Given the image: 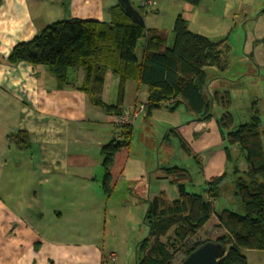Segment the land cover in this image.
<instances>
[{
	"label": "crops",
	"instance_id": "0c3cea01",
	"mask_svg": "<svg viewBox=\"0 0 264 264\" xmlns=\"http://www.w3.org/2000/svg\"><path fill=\"white\" fill-rule=\"evenodd\" d=\"M129 2L136 9L142 5V0ZM147 2L144 11L154 5L156 16L170 6H180L178 0ZM253 3L236 0V8L233 5L226 8L234 9L232 18L240 16L241 22L253 11L250 10ZM114 4L117 0H0V264L109 262V255L115 253L105 252L101 242L115 180L136 172L133 180L139 177L145 183L144 189L150 191L151 175L163 177L157 167L155 172L150 166L147 170L144 158L131 157L128 152L134 124L142 119L156 121L161 113L169 111L166 107L147 110L148 87L145 84L135 80L125 83L122 110L131 112L141 105L143 108L130 125L129 145L114 155L110 166L112 189L106 195L101 187L100 147L115 136V116L91 105L85 94L74 87L58 88L54 75L46 66L25 61L14 65L6 62L16 43L30 40L50 23L72 18L108 20L109 8ZM260 5H256L257 10ZM170 14L173 24L180 13ZM147 27L160 29L159 25ZM261 39L264 35L249 44L248 54L244 52L246 42L242 49V62L247 64L248 70L254 65L257 73L264 70V46L259 48ZM221 40L224 52L229 51L225 38L216 41ZM142 43V39L138 40L137 58L141 57ZM223 59L222 69L227 62L226 57ZM72 76L79 84L82 73L75 72ZM117 86L118 78L106 72L102 98L108 104L115 103ZM210 119L206 122L191 119V133L195 135L207 129ZM16 132L26 134L25 147L20 141L13 144L8 140L7 136ZM215 133L217 140H221L219 131L215 129ZM262 146L264 148L263 138ZM200 150L197 148L196 152L199 154ZM225 165L224 150L209 156L206 180L224 173ZM161 191V187H154L151 196Z\"/></svg>",
	"mask_w": 264,
	"mask_h": 264
},
{
	"label": "trees",
	"instance_id": "16d2710c",
	"mask_svg": "<svg viewBox=\"0 0 264 264\" xmlns=\"http://www.w3.org/2000/svg\"><path fill=\"white\" fill-rule=\"evenodd\" d=\"M197 5L199 0H183ZM145 15L144 6L138 8ZM108 20H57L39 31L28 41L16 43L6 57L8 64L20 61L32 65L46 66L54 75L57 87H74L83 92L88 102L105 113L120 115L123 105L125 83L135 80L148 87L146 107L148 111L166 107L169 111L183 106L185 111L197 116L195 120H206L212 116V107L223 109L216 120L221 140L224 142L226 161L231 162L230 146H237L245 162V169L233 178L235 194L239 197L244 213L227 209L215 210L214 199L219 196V186L226 178V172L206 181V196L187 192L185 184L192 180L189 171L179 166L164 168L171 176L170 182L178 190V197L165 198L164 191L147 199L143 222L147 236L141 239L135 249L134 264H172L174 253H183L179 264L199 245L210 240H194L198 232L214 214L217 223L225 231L213 242L225 247V255L217 264H247L244 250L264 251V148L260 117L254 110L248 122L230 129L232 114L227 110L231 104L228 91L206 92L208 84L204 71L206 66H220L224 63L221 41H213L196 31H191L185 18L178 14L173 20V38L167 43V34L162 29L148 28L133 20L124 10L114 4L109 8ZM142 39L141 57L135 49ZM264 44V39L260 40ZM81 72L79 84L71 72ZM118 78L117 96L114 104L102 98L106 72ZM172 103L163 105L164 101ZM131 124L121 127L116 135L100 147L103 171L101 187L109 195L110 166L115 153L129 145ZM117 126L115 125L116 130ZM13 144L22 142L24 132L9 134ZM185 148L183 138L179 136ZM186 150V148H185ZM239 169L237 168V171ZM235 175V174H234ZM171 232V235H169ZM162 237H167L162 241Z\"/></svg>",
	"mask_w": 264,
	"mask_h": 264
},
{
	"label": "rangeland",
	"instance_id": "374dc122",
	"mask_svg": "<svg viewBox=\"0 0 264 264\" xmlns=\"http://www.w3.org/2000/svg\"><path fill=\"white\" fill-rule=\"evenodd\" d=\"M234 1L235 3H233ZM250 1L254 2L250 8L253 11L241 22L240 16L232 18L234 9L226 8L232 7V5L236 8V0H201L197 5H190L178 0L177 4L180 6L168 5L170 7L159 16L154 15V5L148 6L145 11V15H148L144 24L149 27L159 25V28L166 32L167 43L170 44L173 38L170 13H180L191 31H198L214 41L225 38L229 47V51L222 54V57L227 58L225 68L222 69L220 66L204 67L208 84L210 83L207 84L209 92L214 90L229 92L231 104L227 110L233 117L231 130L241 123L248 122L255 110L261 120L260 130L264 139V70L260 69V73H257V69L252 64L248 70L247 64L242 62L244 58L243 43L248 44L244 49V52L248 54L249 44L264 35V2L262 3L264 0ZM260 3L262 4L260 5ZM256 5H260L259 10L256 9ZM263 46L261 43L259 48L262 49ZM139 49L138 45L137 54H139ZM70 72L73 73V71ZM203 89L206 98V88ZM222 111L221 107L214 105L207 129L205 128L195 135L190 131L189 121L197 116L186 112L183 106L177 107L173 113H167L168 110L161 113L156 121H143L142 119L137 125L134 124L131 146L128 150L129 155L144 158L147 162L145 163L147 170L150 166L152 172H155L157 167L158 171L161 170L163 177L160 179L151 175L150 191L144 189L145 183L139 177L133 180L137 176L136 172L115 180L106 208L105 234L101 244L105 252L114 251L116 261H106L104 264L135 263L136 245L147 236L148 229L143 222V216L147 207V199L152 197L154 187L157 189L161 187L167 200L178 197L177 187L170 182L171 176L164 172V168L176 165L186 169L192 178L185 184L186 191L206 196V162L209 161V156L219 153L225 145L223 140H217V133H215V129L216 132L219 131L216 120L221 116ZM197 121L206 122V120ZM179 136L183 138L186 150L181 144ZM188 136L190 137L187 138ZM193 138H195L194 142ZM197 148L201 149L199 154L196 152ZM229 148L232 160L231 162L226 161V168H224L226 178L219 186V196L214 199V206L216 211L227 209L243 214V206L235 194L233 178L238 176V172L245 169V162L237 146ZM210 162L215 164L213 161ZM203 164L205 166L201 167ZM146 179L148 180L145 177ZM224 233L225 231L218 225L215 215L212 214L194 240L213 241ZM166 238L162 237L161 240L165 241ZM243 253L246 256L247 264H264V251L244 250ZM182 257L181 250L175 252L172 264H177Z\"/></svg>",
	"mask_w": 264,
	"mask_h": 264
},
{
	"label": "water",
	"instance_id": "95a60500",
	"mask_svg": "<svg viewBox=\"0 0 264 264\" xmlns=\"http://www.w3.org/2000/svg\"><path fill=\"white\" fill-rule=\"evenodd\" d=\"M117 4L133 20L144 24L143 16L129 0H117ZM225 252V247L220 242L206 241L190 252L179 264H217Z\"/></svg>",
	"mask_w": 264,
	"mask_h": 264
},
{
	"label": "built area",
	"instance_id": "2783aa9c",
	"mask_svg": "<svg viewBox=\"0 0 264 264\" xmlns=\"http://www.w3.org/2000/svg\"><path fill=\"white\" fill-rule=\"evenodd\" d=\"M148 0H142V6H145L148 2ZM174 100L170 99L168 101H164L163 105H167L169 103H172ZM143 108V106H138L136 107L133 111H123L120 115H118L115 118V125L117 126L115 133L117 136H119L120 129L122 126L127 125V124H131L132 121L138 116V114L140 113L141 109ZM108 260L113 262L116 260V255L115 254H110L108 257Z\"/></svg>",
	"mask_w": 264,
	"mask_h": 264
}]
</instances>
